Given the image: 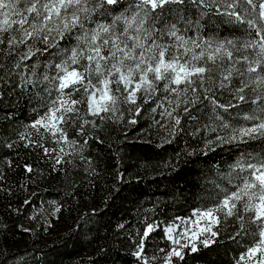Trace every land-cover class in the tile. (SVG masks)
<instances>
[{
	"label": "trees",
	"instance_id": "16d2710c",
	"mask_svg": "<svg viewBox=\"0 0 264 264\" xmlns=\"http://www.w3.org/2000/svg\"><path fill=\"white\" fill-rule=\"evenodd\" d=\"M137 2L120 0L109 15L98 9L86 26L131 17ZM228 11L219 0H184L152 12L139 33L146 46L155 41L181 53L186 47L190 57L224 45L223 58L208 64L214 70L196 91L186 85L166 91L159 82L155 92L137 93L134 104L121 102L115 113L90 114L84 93L74 92L71 98L83 102L58 124L65 139L31 125L58 95L44 75L56 74L54 65L77 45L80 30L63 38L53 33L56 46L31 59L0 53V264H166L172 244L165 227L218 207L247 175L237 163L264 158V135H240L264 121V84L250 79L257 73L240 75L247 63H235L255 58L258 49L244 46L260 37L247 23L231 22ZM172 31L188 43L180 47ZM224 51L233 53L231 60ZM214 215L207 245L184 248L170 264H245L240 258L254 243L253 213L238 204L236 215Z\"/></svg>",
	"mask_w": 264,
	"mask_h": 264
},
{
	"label": "snow or ice",
	"instance_id": "6c2138e0",
	"mask_svg": "<svg viewBox=\"0 0 264 264\" xmlns=\"http://www.w3.org/2000/svg\"><path fill=\"white\" fill-rule=\"evenodd\" d=\"M219 2L226 9H231L227 12L229 17L235 18L231 22L247 23L248 27L255 29L256 35L260 37V40L251 41L244 46L258 49L255 58L250 59L245 55L235 63H247L248 67L240 71V75L243 76L245 72L257 73L255 77L250 76V79L258 85L264 84V74H262L264 73V0H219ZM182 3L184 0H138L136 3L138 10L131 17L117 15L112 24L96 23L94 28H88L86 22H91L92 15L98 9H103V15L112 14L115 11L112 6L119 5L120 0H95V3H92V0H0V46H4L0 48V53L7 51L8 55L14 53L19 55L21 60L31 59L37 51L43 52L49 47H55L57 44L55 36L63 38L66 33L80 30V34L76 36L77 45L71 48L70 54L54 65L56 74L51 77L44 75L43 79L53 85L58 95L51 101L47 113L36 120L31 127L39 131L37 128L39 125L53 135L60 133L61 139H65L64 132L58 124L66 123L68 114L77 112L75 106L83 102L71 98L74 92L82 91L86 97L88 112L92 115H100L102 112L115 113L117 105L121 102L134 104L137 93L151 94L157 90L159 82H163L166 91L175 92L181 85L192 87V91H196L194 85L197 81L202 84L205 75L214 70L208 67V64L215 65L218 58H223L219 54L224 45L216 47L211 52L192 53L189 57L188 53L191 49L185 47L184 52L181 53L178 49L172 51L170 45H160L155 41L146 46L139 35L141 31H146L143 25L152 12L163 9L168 4ZM246 16L252 18L245 19ZM117 22H123L122 30L116 29ZM130 30L135 34H130ZM170 35L181 41L180 47L188 43L183 37L176 36L175 31ZM150 36L151 33L143 40H147ZM36 43H43L46 47L35 48ZM228 43L233 42L228 41ZM21 48L27 50L16 51ZM224 56L231 60L233 53L224 51ZM201 61L203 63H199ZM231 75L230 69L224 79L228 80ZM169 85H176V88L169 89ZM69 89L71 91H67ZM239 91L243 92L244 88L241 87ZM239 99L244 100V96L241 95ZM179 123L177 119L176 124ZM255 132L264 135V121L254 128L241 129L240 135L251 136ZM47 151L45 149V152ZM236 167L247 175L239 177L241 183L236 185L235 190L226 193L218 207L194 215L216 221L215 213L223 212L225 216L230 217L237 214V205L242 204L246 212L253 213L248 223L255 224L256 230L252 233L253 246L249 247L240 259L244 261L246 257L248 261H255V264H264V158L256 163L238 162ZM238 219L241 221V228H244V217L238 216ZM150 231H152L151 226L144 236L147 237ZM168 231L171 232L172 229L169 228ZM188 231L186 228L180 233L181 238L187 235ZM174 243L179 244V239L174 240ZM204 243L207 245V241ZM185 246L180 247L182 249ZM172 256L182 258L181 251L173 249L167 257V264H170Z\"/></svg>",
	"mask_w": 264,
	"mask_h": 264
},
{
	"label": "rangeland",
	"instance_id": "374dc122",
	"mask_svg": "<svg viewBox=\"0 0 264 264\" xmlns=\"http://www.w3.org/2000/svg\"><path fill=\"white\" fill-rule=\"evenodd\" d=\"M192 222H198V223H192ZM212 222L213 220L211 218L198 217L193 214V216L189 217L188 219H178L174 223L166 226L165 235L172 244L171 252L173 249H176L178 251H181L182 253L184 248H188V247L193 248L197 243L204 241L206 238L209 237V234L211 233ZM169 228L172 229L171 232L168 231ZM186 228L189 230L188 234L181 238L179 234L184 232ZM177 239H179V244L174 243V240ZM181 245H186V246L181 249L180 247ZM243 263L255 264V261H248L246 258Z\"/></svg>",
	"mask_w": 264,
	"mask_h": 264
}]
</instances>
